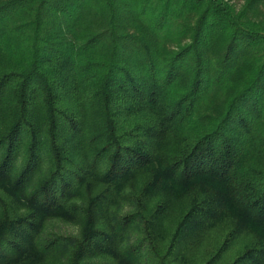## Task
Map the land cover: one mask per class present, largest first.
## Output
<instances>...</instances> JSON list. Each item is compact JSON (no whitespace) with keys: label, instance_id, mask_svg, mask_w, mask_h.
<instances>
[{"label":"trees","instance_id":"obj_1","mask_svg":"<svg viewBox=\"0 0 264 264\" xmlns=\"http://www.w3.org/2000/svg\"><path fill=\"white\" fill-rule=\"evenodd\" d=\"M0 108V264H264V0H0Z\"/></svg>","mask_w":264,"mask_h":264},{"label":"rangeland","instance_id":"obj_2","mask_svg":"<svg viewBox=\"0 0 264 264\" xmlns=\"http://www.w3.org/2000/svg\"><path fill=\"white\" fill-rule=\"evenodd\" d=\"M1 111V108H0ZM2 112V111H1ZM6 113V112H5ZM3 115V114H2ZM8 115V114H7ZM6 115V117H7ZM4 116V115H3ZM5 119L0 121V126H4ZM26 135H23L22 137V142H21V147L19 149L20 152L24 150L26 147ZM3 153V147H0V157H2ZM42 155L41 159H39V163L37 167L34 169L33 173L29 175L28 178V183L24 184L25 185V191L28 193L33 190L34 185L36 183H39V181L42 179V176L44 173L48 172V165L50 164V156L49 154L45 153V149H43L40 153V156ZM13 170L12 174L16 175L19 173L20 169L23 166V156L18 155L14 160H13ZM0 196L2 197V201H0V214L3 213L4 211L9 213L10 216L14 215H24L28 212V209L24 207L25 202V196L23 193L18 192V195L15 197L13 195H6L4 191L2 190L0 192ZM187 207V201L184 198L177 199L174 202V207L173 209L168 213L169 218L175 222L180 215L183 213V211ZM83 230V219L82 217H77L74 220L68 221V220H60L57 218H50L47 220H44L40 226V231L42 233H69V234H75V235H80ZM132 237H136L135 235H132ZM91 261H97L101 263H105L107 261L106 258L104 257H96L93 256L90 258ZM50 262V261H46ZM49 264V263H45Z\"/></svg>","mask_w":264,"mask_h":264}]
</instances>
